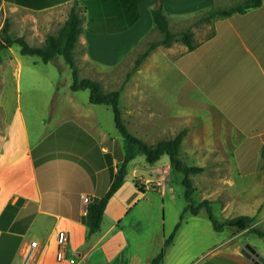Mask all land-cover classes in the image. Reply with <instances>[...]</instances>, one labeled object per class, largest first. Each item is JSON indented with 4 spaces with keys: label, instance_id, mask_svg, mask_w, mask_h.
Instances as JSON below:
<instances>
[{
    "label": "crops",
    "instance_id": "obj_1",
    "mask_svg": "<svg viewBox=\"0 0 264 264\" xmlns=\"http://www.w3.org/2000/svg\"><path fill=\"white\" fill-rule=\"evenodd\" d=\"M233 1L209 0V7L199 15L212 6L224 8ZM75 2L82 22L84 18L87 21L75 49L80 73L90 67L115 68V54L122 46L104 41L124 36L140 26L145 8L152 17V10L162 6L169 26L171 17L180 20L185 15L166 13L165 0H0V16L3 17L0 30L6 20L14 19L22 26L18 37L29 44L39 40L43 45L46 36L55 35L67 21ZM16 11L19 16L11 17ZM91 20L94 27L90 26ZM213 29L215 34L209 39L207 36L196 39L194 34L198 46L193 51L186 47L180 54L208 52L201 57L207 67H202L200 73H206L214 85L206 88L200 73L199 78H192V81L201 87L210 106L239 137L233 159L229 158L234 160L236 172L241 177L245 175L244 165L249 162L251 172L255 171L263 179L260 165L261 149L264 148V0L260 7L216 21ZM12 63L17 64L14 67L17 84L11 92L7 91L5 103H0V264H70L57 259L60 231L70 235V258L75 259L74 264H151L164 245L166 227L163 224L159 230L158 223L153 226L150 221H131V212L142 200H148L144 197L147 191L159 192L151 188L153 182L161 179L165 172L171 175L169 158L162 157L155 165L148 164L145 157L138 159L140 155L132 160L121 186L105 208L100 231L87 239L85 220L90 202L86 203L83 196L93 200L107 193L112 183L111 170L116 175L123 159V140L119 132V135L112 134L103 129L95 108L99 104L80 103L75 97L78 91L71 89L62 105L63 113L59 106L55 107L57 111L53 116L58 117L57 120L44 131L31 132L20 103L22 61L0 57V70ZM83 78L95 79L92 76ZM97 81L101 83L99 79ZM134 104L138 105V102ZM136 114L138 116L139 111ZM175 116V120L182 117ZM172 117L161 103L160 137L169 139L177 135L168 136L170 132L174 133L171 131ZM184 129H187V135L183 143L195 130ZM212 147L222 148L219 145ZM249 148L253 154L251 159H247L249 154L242 151ZM217 157L227 160L225 155ZM165 186L166 193L169 186L167 183ZM216 203L213 200L212 209ZM150 208L143 206L139 212L145 214ZM218 210L229 211V204L222 206L219 202ZM181 230H184V222L175 238ZM32 242L37 243L33 248ZM174 246L175 239L161 264H257L243 254V247L235 245H227V250L217 253L204 251L192 257L184 253L171 255Z\"/></svg>",
    "mask_w": 264,
    "mask_h": 264
},
{
    "label": "rangeland",
    "instance_id": "obj_2",
    "mask_svg": "<svg viewBox=\"0 0 264 264\" xmlns=\"http://www.w3.org/2000/svg\"><path fill=\"white\" fill-rule=\"evenodd\" d=\"M208 4L209 0L186 3L165 0L166 13L185 14L180 20L170 18L171 30L174 33H180L188 27H193L195 38L204 39L211 31L210 27L206 24H196L201 16L199 12L206 10L209 7ZM147 11L145 8L140 26L132 32L104 41L117 47L122 46V49L119 48L121 50L115 54L114 62L117 64L115 68H85L82 69L80 76H92L96 81L99 79L105 92L119 89L139 54L144 52L151 43L163 38V35L153 26L152 17ZM19 14L17 11L13 12L11 17L19 16ZM31 20L35 23L32 18ZM2 21L3 17L0 16V26ZM86 22L84 18L82 32H85ZM9 23L8 33L13 38L18 37L17 33L22 32V26L18 25L14 19ZM2 37L0 30V38ZM41 38L43 39V35ZM176 40L178 42L174 43L176 45L172 49L163 45L154 49L124 85L120 100L123 120L133 134L148 143H155L163 138L158 134L160 104L162 103L164 110L173 115L171 120L173 130L171 131L174 133L170 132L168 136L178 134L185 127H189V130L195 129L192 130V136L183 143L182 147L184 151L182 157L188 164L205 168L203 173L192 176L193 185L197 189L193 195L194 204L197 206L205 199L215 200L218 206L219 202L222 206L229 204V211L225 212L219 211L218 206L214 205L213 214L220 222L240 215H249L255 218L254 226L264 231V178L261 179L255 171L251 172L249 162L244 165V171L247 172L245 175L241 177L236 172L234 160L231 159H233L232 153L239 145V137L234 129L220 118L219 112L210 106L201 87L199 88L192 81V78H199L202 67H207L204 64V58L201 57L206 56L208 52L180 54V50H186V46L180 41V36ZM30 44L36 47L42 46L39 40L32 41ZM0 57L4 60L18 58L22 61V71L19 77L21 109L31 132L44 131L58 118L53 116V112L57 111L56 105L63 113L62 105L70 93L71 71L64 59L57 57L49 63H43L38 57L22 56L18 45L2 50ZM35 61L36 65L33 64ZM11 65L6 64L0 70V103H5L7 91L11 92L17 84V70L14 68L17 64L12 63ZM200 76L204 78L206 88L214 85L213 79L207 77L206 73H200ZM89 96L88 90H81L75 94L82 104L89 103ZM135 102H138V105L134 104ZM95 108L103 129L108 133L118 134L112 109L103 105H97ZM137 111H139L138 116ZM175 114L182 116L181 119L175 120ZM215 145L222 146V148H211ZM242 151L249 154L248 158L246 156L247 159L252 158L251 148L242 149ZM218 155H225L229 162H225L226 159L223 157H217ZM165 158L168 156H164ZM217 158L223 160L215 161ZM138 159H144V156L140 155ZM260 171L264 175L261 168ZM166 173L162 178L167 181L169 189L166 193L164 192L165 194L161 191H147L144 197L148 200H142L131 212V221H150L153 226L158 223L159 230L164 224L167 239L183 216L184 230H181L175 238V246L171 250V255L184 253L185 256L192 257L204 251L217 253L227 250V245L246 248L249 244L259 256L264 258V239L247 231H239L230 227H226L222 232L215 231L205 209H202L196 216L190 212H184L187 200L182 184L183 176L173 171L170 176ZM155 184L156 182H153L152 189H158ZM143 206H151V208L142 214L139 210ZM223 242L225 244L222 245ZM168 249L166 254H169ZM257 264H264V262L259 261Z\"/></svg>",
    "mask_w": 264,
    "mask_h": 264
},
{
    "label": "trees",
    "instance_id": "obj_3",
    "mask_svg": "<svg viewBox=\"0 0 264 264\" xmlns=\"http://www.w3.org/2000/svg\"><path fill=\"white\" fill-rule=\"evenodd\" d=\"M262 3L263 0H234L232 4L224 8H216L212 6L211 9L206 11L200 17L198 24L196 25H211V31L206 37V39H209L215 34L213 25L216 21L228 18L234 14L245 13L250 9L260 7ZM77 5V2H75L69 13L67 21L61 27L58 34L47 35L44 44L40 47L31 46L23 38H13L8 33L10 23L6 20L1 29L3 37L0 38V52L4 49H10L14 45H18L20 47L21 55L38 57L43 63H49L57 57H62L65 64L71 71V91L77 92L81 90H88L90 94V103L108 106L113 111L115 126L123 140V159L116 175L113 170H111L112 183L107 193L101 198H94L87 206V215L85 220L87 227V239L100 231L105 208L111 197L115 194L123 182V179H120V177L126 175L128 164L138 155H143L147 163L150 165H155L162 157L168 156L171 170L173 172L180 173L183 176L182 184L185 188V199L187 200V206L185 207L184 212H190L192 215H198L202 209H205L215 231L221 232L226 227H230L239 231H247L250 234L264 239V231L254 226V217L249 215H240L235 218L227 219L224 222H220L213 214V201L205 199L197 206L194 204L193 195L197 189L193 185L192 176L203 173L205 168L190 165L182 157V143L184 137L187 135V129L180 131L174 138H162L155 143H148L144 139L133 134L123 120L120 107L121 92L132 74L139 69L143 61L154 49L161 45L166 47L173 46L174 43L178 42V40H176L178 36H180V41L187 47L188 51H193L198 46V43H196L194 39L193 27H188L180 33H174L170 29L169 21L162 6L153 9L151 14L154 27L163 35L162 40L151 43L144 52L139 54L133 67L128 72L124 83L119 89L111 92H105L100 82L91 78H83L80 76V69L75 59V49L82 32V18L80 15V9L77 8ZM90 26L94 27L92 20L90 21ZM108 30L120 31V29ZM104 31H107V29H104ZM260 168L264 172V148L261 149ZM135 183L138 186V182L135 181ZM140 189L143 191L142 188ZM183 219L184 217L182 216L181 221L176 225L170 237L165 239L161 251L153 258L151 264H161L163 262L167 249L173 244Z\"/></svg>",
    "mask_w": 264,
    "mask_h": 264
},
{
    "label": "built area",
    "instance_id": "obj_4",
    "mask_svg": "<svg viewBox=\"0 0 264 264\" xmlns=\"http://www.w3.org/2000/svg\"><path fill=\"white\" fill-rule=\"evenodd\" d=\"M165 183H166V181L163 178L158 179L156 181V185H157L158 189H156V190L164 193L165 188H166ZM83 199L86 203L91 201V199L88 196H83ZM57 241H58V252H57L58 261H60V262L67 261L70 264H74L75 259L70 258L71 251H70V247H69V243H70L69 233L66 231H60L57 235ZM36 245H37L36 242H32L31 248L35 247Z\"/></svg>",
    "mask_w": 264,
    "mask_h": 264
},
{
    "label": "water",
    "instance_id": "obj_5",
    "mask_svg": "<svg viewBox=\"0 0 264 264\" xmlns=\"http://www.w3.org/2000/svg\"><path fill=\"white\" fill-rule=\"evenodd\" d=\"M120 179H123V176H121ZM242 252L246 257L252 259V261L256 263L259 261L264 262V258L259 256V254H257V252L253 248H251L249 245L246 248H244Z\"/></svg>",
    "mask_w": 264,
    "mask_h": 264
}]
</instances>
